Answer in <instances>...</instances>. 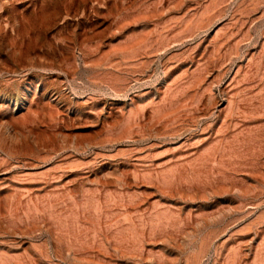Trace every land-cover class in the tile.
<instances>
[{"label": "rangeland", "instance_id": "obj_1", "mask_svg": "<svg viewBox=\"0 0 264 264\" xmlns=\"http://www.w3.org/2000/svg\"><path fill=\"white\" fill-rule=\"evenodd\" d=\"M0 264H264V0H0Z\"/></svg>", "mask_w": 264, "mask_h": 264}]
</instances>
